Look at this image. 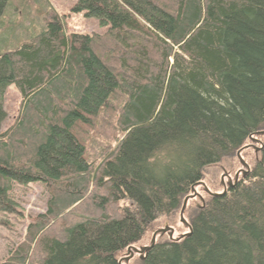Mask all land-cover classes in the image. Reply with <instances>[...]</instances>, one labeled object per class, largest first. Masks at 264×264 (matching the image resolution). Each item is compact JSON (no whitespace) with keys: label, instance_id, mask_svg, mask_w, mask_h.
I'll return each mask as SVG.
<instances>
[{"label":"trees","instance_id":"16d2710c","mask_svg":"<svg viewBox=\"0 0 264 264\" xmlns=\"http://www.w3.org/2000/svg\"><path fill=\"white\" fill-rule=\"evenodd\" d=\"M30 4L33 23L0 38V128L7 87L22 100L0 134V213L19 208L13 187L40 184L50 197L4 264H118L205 168L264 135V0H75L71 12L100 35L68 34L63 18L45 22L43 0ZM10 5L0 0V28ZM109 122L113 146L101 135ZM258 151L202 203L189 236L140 264H264Z\"/></svg>","mask_w":264,"mask_h":264},{"label":"rangeland","instance_id":"374dc122","mask_svg":"<svg viewBox=\"0 0 264 264\" xmlns=\"http://www.w3.org/2000/svg\"><path fill=\"white\" fill-rule=\"evenodd\" d=\"M22 1L24 0H10L11 5L8 8L7 14L3 17V23L0 28V38H4L5 35H8V32H13L22 25L24 26L23 28H27L28 25L33 23V14L27 12L30 18L28 21L31 23L25 21L23 18L24 12L28 9L27 6H32L30 4L31 0L25 1V4H22ZM43 2L50 9L44 16L45 22L49 21L53 15L63 18L61 21L68 34L100 35L105 32V29L99 27L97 21L94 19L86 18L84 14H74L71 12L75 0H43ZM19 18L22 19V23L18 21ZM21 102L22 100L17 89L14 86L7 87L2 103L6 117L1 124L0 134L11 127L16 121ZM103 130L101 133L102 137L106 141L112 140L109 142V146H113V140H115V137L118 139L119 136L112 126H110V122L104 125ZM255 138L257 142L247 141L245 147L249 148L244 149L238 157L234 154L220 163L204 169L201 184L195 188L197 195L189 198L187 201L182 218L179 216L180 209L169 217L158 218L149 227L143 238L133 245V247L136 249L149 247L153 234L167 228L173 231L172 239H169V233L158 234L155 239V245L177 241L187 235L189 224L202 203L206 202L210 195L221 194L224 189L229 187L230 182H234L235 178H240L247 169H252L259 161L260 153L258 149L264 144V135ZM49 197L48 191L40 184H32L24 189L13 187L10 198L17 202L19 208L14 215L0 213V264L6 263L10 256L14 254V251L24 244L29 225L32 222L34 223L38 215L45 214ZM128 205V202L120 204L121 207ZM25 246L27 245L25 244ZM33 247H29V249H33ZM125 256L126 251L119 254L117 258L120 261ZM123 264H140L139 257L135 255L131 261L124 262Z\"/></svg>","mask_w":264,"mask_h":264},{"label":"water","instance_id":"95a60500","mask_svg":"<svg viewBox=\"0 0 264 264\" xmlns=\"http://www.w3.org/2000/svg\"><path fill=\"white\" fill-rule=\"evenodd\" d=\"M262 134H264V132L262 133ZM239 156V153L237 154V157ZM245 173H247V170L244 172V174ZM236 181H237V178H235V180H234V182L233 183H230L229 184V186H233L235 183H236ZM201 184V183H200ZM192 196H190V197H188V198H186L184 201H183V204H182V207H181V209H180V212H179V216H180V218H182V214H183V212H184V209H185V206H186V203H187V201L189 200V198H193L194 196H196L197 194H196V192H195V189H193L192 190ZM222 194H224V192L222 193ZM222 194H219V195H210V196H212V197H219V196H221ZM165 233H169V239H172L171 237H172V233H173V231L171 230V229H169V228H167V229H165V230H161V231H158V232H155L154 234H153V236H152V240H151V244H150V246L149 247H144V248H142V249H136V248H134V247H130V248H128L127 250H126V256L123 258V259H121L119 262H118V264H122L123 262H129L133 257H134V255H139V256H141V260H143L144 258H145V256H146V254L155 246V239H156V236L158 235V234H165ZM190 235V228H189V232H188V234L187 235H185V236H183V237H187V236H189ZM179 240V239H178ZM177 240V241H178ZM172 242V241H171Z\"/></svg>","mask_w":264,"mask_h":264},{"label":"flooded vegetation","instance_id":"af4514ba","mask_svg":"<svg viewBox=\"0 0 264 264\" xmlns=\"http://www.w3.org/2000/svg\"><path fill=\"white\" fill-rule=\"evenodd\" d=\"M134 256H135V255H134ZM136 256H138V257H139V260H140L141 256H139V255H136Z\"/></svg>","mask_w":264,"mask_h":264}]
</instances>
